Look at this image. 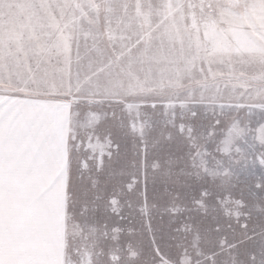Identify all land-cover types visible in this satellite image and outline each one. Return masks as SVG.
Masks as SVG:
<instances>
[{"label": "snow or ice", "instance_id": "6c2138e0", "mask_svg": "<svg viewBox=\"0 0 264 264\" xmlns=\"http://www.w3.org/2000/svg\"><path fill=\"white\" fill-rule=\"evenodd\" d=\"M0 264H264V0H0Z\"/></svg>", "mask_w": 264, "mask_h": 264}]
</instances>
